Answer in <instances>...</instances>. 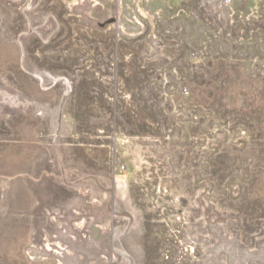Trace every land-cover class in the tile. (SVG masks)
I'll return each instance as SVG.
<instances>
[{
	"label": "rangeland",
	"instance_id": "rangeland-1",
	"mask_svg": "<svg viewBox=\"0 0 264 264\" xmlns=\"http://www.w3.org/2000/svg\"><path fill=\"white\" fill-rule=\"evenodd\" d=\"M0 264H264V0H0Z\"/></svg>",
	"mask_w": 264,
	"mask_h": 264
}]
</instances>
